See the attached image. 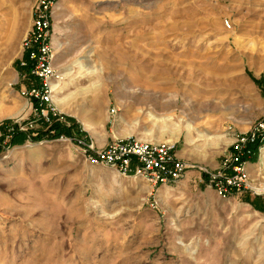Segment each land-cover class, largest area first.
Segmentation results:
<instances>
[{
	"label": "rangeland",
	"instance_id": "rangeland-1",
	"mask_svg": "<svg viewBox=\"0 0 264 264\" xmlns=\"http://www.w3.org/2000/svg\"><path fill=\"white\" fill-rule=\"evenodd\" d=\"M35 3L0 0V264H264V143L244 190L199 182L264 120V0L54 5L49 104L98 147L173 143L193 168L156 186L89 165L69 142L10 145L13 123L43 127L17 66Z\"/></svg>",
	"mask_w": 264,
	"mask_h": 264
},
{
	"label": "built area",
	"instance_id": "built-area-1",
	"mask_svg": "<svg viewBox=\"0 0 264 264\" xmlns=\"http://www.w3.org/2000/svg\"><path fill=\"white\" fill-rule=\"evenodd\" d=\"M56 2L57 0H36L32 10L31 29L25 40L23 55L18 61L21 67H28L30 75L38 78L41 83L40 89L32 88L28 93L39 100L38 109H33L34 115L43 118L48 125V115H58L49 104L50 89L47 90L45 81L46 74L50 71L49 36L51 13ZM225 24L228 25L227 22ZM21 77L25 78L26 75L22 74ZM55 140L73 144L91 166L108 168L123 176L141 177L151 186L177 182L187 170L193 168L178 158L174 144L169 142L154 143L132 135L112 138L101 147L79 135L60 134ZM263 143L264 120H261L256 127L237 133L232 139L230 153L223 158L220 167L208 173L205 179L199 178V182H206L220 197L232 196L244 190L248 180L247 163L254 155V147L259 150ZM255 194L264 198V191H257Z\"/></svg>",
	"mask_w": 264,
	"mask_h": 264
},
{
	"label": "trees",
	"instance_id": "trees-1",
	"mask_svg": "<svg viewBox=\"0 0 264 264\" xmlns=\"http://www.w3.org/2000/svg\"><path fill=\"white\" fill-rule=\"evenodd\" d=\"M25 57H26V55L24 56V58ZM17 66L19 68L20 74L26 75V80L35 82V86H28V92L32 88L40 89L41 83H40L39 79L30 75L29 68L28 67H21L19 65V62H17ZM258 85H260L261 88H262V86H264V85L259 84V83H258ZM263 92H264V90H263ZM30 97H31L30 99L32 102L33 109H38V104H39L38 98H35L34 96H30ZM48 118L50 121L49 125L47 124V122L44 121L43 118H41V117L38 118V120L43 125V127H41L42 129H38L36 137L33 135L34 132H32L30 130L23 131L19 128L18 123H13L11 125L12 130H11V133L9 135L10 136V140H9L10 145H20V144L24 143L26 140L40 141L44 138L55 139L60 134H64L67 136L71 135V132H70L71 128L65 127L61 123V121L59 119V118H61V116L57 115L56 117H53V116H51V114H49ZM51 131H52V133H50ZM2 148L3 147L0 143V151L2 150ZM256 154H257V147H254V155L249 159L250 162L255 160Z\"/></svg>",
	"mask_w": 264,
	"mask_h": 264
},
{
	"label": "bare ground",
	"instance_id": "bare-ground-1",
	"mask_svg": "<svg viewBox=\"0 0 264 264\" xmlns=\"http://www.w3.org/2000/svg\"><path fill=\"white\" fill-rule=\"evenodd\" d=\"M26 35V34H25ZM58 83H54V82H51L50 83V91L51 92H53L52 94V97H53V99H54V103H58L59 102V100H58V97L56 96V87L58 86L57 85ZM51 97V96H50ZM59 104H61V102L59 103ZM58 104V105H59ZM160 125V124H159ZM185 126V125H184ZM187 127V126H186ZM179 130V129H178ZM205 136V135H204ZM191 139L187 136V141L189 142ZM261 151V160H260V162L261 163H264V147L260 150Z\"/></svg>",
	"mask_w": 264,
	"mask_h": 264
}]
</instances>
